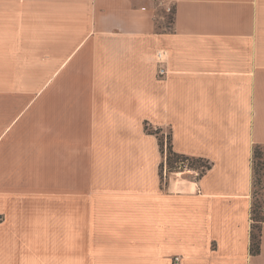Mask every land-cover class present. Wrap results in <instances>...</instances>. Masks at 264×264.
Segmentation results:
<instances>
[{"label":"crops","instance_id":"crops-1","mask_svg":"<svg viewBox=\"0 0 264 264\" xmlns=\"http://www.w3.org/2000/svg\"><path fill=\"white\" fill-rule=\"evenodd\" d=\"M165 1L0 0V264H264V0Z\"/></svg>","mask_w":264,"mask_h":264},{"label":"trees","instance_id":"trees-1","mask_svg":"<svg viewBox=\"0 0 264 264\" xmlns=\"http://www.w3.org/2000/svg\"><path fill=\"white\" fill-rule=\"evenodd\" d=\"M146 130L158 137L161 152L163 156L166 155L167 165L170 170H173L179 163L187 162L188 166L198 171V176H200L211 167L210 162L204 158L190 157L175 151L170 131H168L165 138H163V130L161 128H152L146 124ZM163 165L164 163L161 162V172ZM252 195V213L255 224L252 225L253 228L251 231V251L253 253H258L260 251L261 223L264 220V147L262 146H256L254 150Z\"/></svg>","mask_w":264,"mask_h":264},{"label":"rangeland","instance_id":"rangeland-1","mask_svg":"<svg viewBox=\"0 0 264 264\" xmlns=\"http://www.w3.org/2000/svg\"><path fill=\"white\" fill-rule=\"evenodd\" d=\"M27 80L30 81L31 80V88L27 89V90H17V96H28L29 94H31L32 97L36 96L38 93V87H39V74L38 72H32V75L26 74ZM26 80V81H27ZM163 138H165L166 133L168 132V129L163 130ZM166 144V141H165ZM164 160H163V169H162V173H163V181L165 180L164 178L166 177L165 175V171L168 172V175L166 178H178V179H183L185 178L187 180V175L191 176V177H195L197 176V174L195 172L198 173V171L191 169L187 162L186 163H179L177 164V166H175V168H173V170H170L168 168L167 165V161H166V155L163 156ZM170 175V176H169ZM165 176V177H164Z\"/></svg>","mask_w":264,"mask_h":264},{"label":"built area","instance_id":"built-area-1","mask_svg":"<svg viewBox=\"0 0 264 264\" xmlns=\"http://www.w3.org/2000/svg\"><path fill=\"white\" fill-rule=\"evenodd\" d=\"M157 1L165 6V9H166L167 12L170 13V12L173 11L172 6L167 4L165 0H157ZM167 57H168V51H166L165 49H160L156 53V60L159 63L158 74H159L160 78H165V76H167V74L169 73V69L167 68V64H166L167 63ZM165 175L167 177V175H168L167 171H165ZM174 260H175V263L178 264L179 260H180V257L176 256L174 258Z\"/></svg>","mask_w":264,"mask_h":264}]
</instances>
